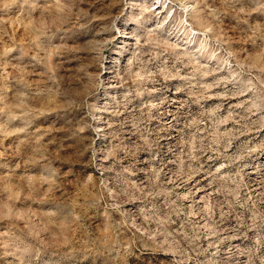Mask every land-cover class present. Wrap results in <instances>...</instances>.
<instances>
[{
	"label": "rangeland",
	"instance_id": "obj_1",
	"mask_svg": "<svg viewBox=\"0 0 264 264\" xmlns=\"http://www.w3.org/2000/svg\"><path fill=\"white\" fill-rule=\"evenodd\" d=\"M0 264H264V0H0Z\"/></svg>",
	"mask_w": 264,
	"mask_h": 264
}]
</instances>
